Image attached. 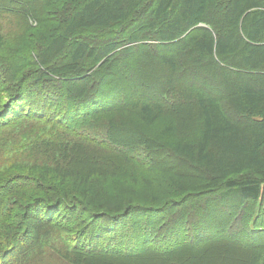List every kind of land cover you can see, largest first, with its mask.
Masks as SVG:
<instances>
[{"label": "trees", "instance_id": "16d2710c", "mask_svg": "<svg viewBox=\"0 0 264 264\" xmlns=\"http://www.w3.org/2000/svg\"><path fill=\"white\" fill-rule=\"evenodd\" d=\"M12 1L21 7L19 14L35 10L33 4L42 2ZM10 3L0 0V19L10 10ZM58 4L62 32L49 55L29 49V66L14 73L8 62L0 60V84H6L9 90L8 100L2 104L7 120L0 117V131L14 128L10 130L23 132L30 124L38 126L19 139L0 143V264H44V256L52 249L65 254L102 251L98 246L104 247L105 228L89 230L78 227L74 220L80 216L83 221L86 212L103 219L101 227L117 219L113 228L126 224L134 212L155 215L158 224H165V229L159 226L160 233L172 237L167 206L138 203L117 215L105 211L93 214L84 206L90 175L81 166L71 167L69 172L68 166L61 167L74 140L84 137L73 125L79 122L78 108L72 107L63 94L81 105L97 90L90 83V69L111 60L110 53H129L130 46L119 49L125 44L143 46L140 34L154 49H170L173 53L158 57L168 75L157 90L151 88L149 97L142 94L144 76L127 87L124 96L130 107L149 126L172 104L176 108L195 106L199 111V136L191 142L172 144L166 154L186 164L192 176L207 184L202 189L213 191L222 204L233 201L241 206L260 198L264 184V176H259L264 172V0H59ZM3 19L13 20L11 13ZM53 35L57 38L59 34ZM15 37V33L0 27V44L9 53L18 47L10 52L7 46L14 39V44L17 42ZM64 41L67 44L61 49ZM52 59L54 62H49ZM47 75H52L55 83L49 82L46 87L38 84L35 77ZM72 83H87V87L70 91L68 84ZM97 107L85 112L82 120L100 117ZM228 108L236 119L228 116ZM66 133L68 137L63 136ZM61 140L48 158H30L32 146H50ZM24 151L19 159L18 153ZM71 157L67 161H77L79 156ZM183 201L188 206L194 199ZM86 221L94 227L97 224L92 218ZM139 223L144 230V221ZM199 234L204 232L191 231L188 242L200 245L203 237ZM145 240L150 246L149 239ZM104 251L105 255H114L117 247L108 244Z\"/></svg>", "mask_w": 264, "mask_h": 264}, {"label": "rangeland", "instance_id": "374dc122", "mask_svg": "<svg viewBox=\"0 0 264 264\" xmlns=\"http://www.w3.org/2000/svg\"><path fill=\"white\" fill-rule=\"evenodd\" d=\"M10 1V10L5 11L4 16L11 13L13 20H4L3 16L0 27L7 33H15L18 38L15 44L14 39L7 45L9 51L12 52L14 46L18 47L14 49V53H9L0 44V60L8 62L14 73L17 69L29 66L26 55L29 49L38 54L41 50L43 54L51 53L57 39L61 37V4H58L59 0H42L40 4H33L35 10L19 14V4ZM36 13L38 14L35 15ZM55 33L59 34L57 38L53 35ZM140 39L143 46L138 48V44H125L119 49L130 46L129 53H110V57H113L109 58L111 60L106 59L103 65L98 63L90 69V83L97 90L84 99L81 105L76 104L78 100L75 98L63 94L64 99L71 101L72 107L75 105L78 108L79 122L73 125L84 137L74 140L72 149L63 156L65 162L62 161L61 167L68 166L69 172L71 167L81 166L83 172L90 175L85 184L88 193L84 206L93 214L105 211L106 214L115 212L114 215H117L126 211L130 204L138 203L167 206L166 215L170 217L168 224L172 237L160 233L159 229H165V224H158L155 215L143 216L144 212H134L127 218L126 224H117L113 228V222L117 219L112 218V221H107L101 227L103 219L86 212L83 214V221L92 218L94 223L99 224L94 227L91 221H81L80 216L74 220L78 227L89 230L91 227L96 231L105 228L107 232L103 234L104 247L98 246L102 251H96V254H65L52 249L44 256V264H253V261L255 264H264V184L257 201H245L241 206L235 205L233 201L220 203L213 191L202 189L207 184H202V180L192 176L186 164L166 154L167 147L170 148L172 144L197 139L200 122L197 108L187 104L176 108L172 104V108L168 106L157 122L148 126L141 122L137 111L125 99L127 87L134 85L135 79H140V75L146 78L142 82L145 86V92H142L144 97L153 94L152 89L157 90L168 75L167 67L161 65L158 57L172 54L173 51L154 49L152 43L144 41V34H140ZM66 44V41L61 42V49ZM173 56L176 59V54ZM52 61L54 59L49 62ZM52 71L54 74L58 72ZM35 78L38 84L42 82L45 87L49 82L55 83L52 75ZM68 86L70 91L84 90L87 83H72ZM8 94L6 84H0V117L6 120L2 104L7 102ZM94 105L98 106L97 115L100 117L96 120H82V115ZM226 106L229 107L228 104ZM225 110L229 112L227 114L230 118H237L231 108ZM68 114L72 115L73 112ZM37 128V125L30 124L23 132L10 130L14 128L2 130L0 143L19 139L23 133H30L31 129ZM67 135L63 136L68 137ZM143 137H146L145 142H142ZM62 142L57 141L50 146L36 144L28 151L29 156L44 160L53 155V151H56L54 149ZM24 154L25 151L18 153V158L22 159ZM71 154L72 157L78 154V160L67 161ZM260 175L263 177L264 172H260ZM185 197L194 201L185 206ZM186 207L188 210L184 211ZM141 221H144V230L140 229ZM184 230L186 234L183 233ZM191 231L204 232V235L199 234V237H203L200 245L194 246L188 242ZM145 238L149 239L150 246L143 242L147 241ZM108 244L117 247L116 254L105 255L104 250Z\"/></svg>", "mask_w": 264, "mask_h": 264}]
</instances>
